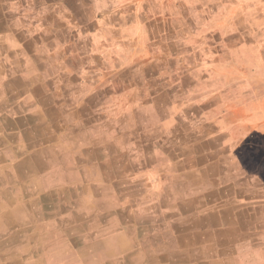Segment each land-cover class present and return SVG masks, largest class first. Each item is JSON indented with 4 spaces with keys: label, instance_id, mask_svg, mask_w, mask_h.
<instances>
[{
    "label": "crops",
    "instance_id": "0c3cea01",
    "mask_svg": "<svg viewBox=\"0 0 264 264\" xmlns=\"http://www.w3.org/2000/svg\"><path fill=\"white\" fill-rule=\"evenodd\" d=\"M122 9L107 15L120 28ZM32 21L0 17V176L15 172L0 180V264H264V174L233 148L241 141L226 134L230 117L219 129L217 105L174 103L163 87L149 98L147 69L126 68L135 58L107 53L104 42L92 48L71 37L61 54L38 56L42 34L27 30ZM63 84L80 98L70 115L76 152L59 151L52 130V92ZM120 95L126 101L105 110L113 136L98 133L100 122L91 124L84 111L101 96ZM205 122L214 123L211 133ZM20 146L23 152L7 149ZM49 152L56 166L41 170L35 159L48 160ZM22 160L31 161L25 175L10 167ZM13 186L21 200L11 206ZM105 192L108 200L97 198ZM20 206L27 216L9 220Z\"/></svg>",
    "mask_w": 264,
    "mask_h": 264
},
{
    "label": "rangeland",
    "instance_id": "374dc122",
    "mask_svg": "<svg viewBox=\"0 0 264 264\" xmlns=\"http://www.w3.org/2000/svg\"><path fill=\"white\" fill-rule=\"evenodd\" d=\"M107 1L112 3L107 9L94 10L92 4L96 0H0V17L5 15L8 22L23 16L36 20V25L32 21L26 27L42 34L36 40L43 44V48L39 46L43 52L35 53H40L38 56L61 54V46L68 40L71 42V37L91 47L104 42L109 47L107 53L116 50L120 55L135 58L126 68L147 69L153 85L147 93L149 98L156 95L157 88L163 87L174 103L202 104L209 108L217 105L221 109L216 112L219 129L220 125H226L224 117H230L228 131L222 129L238 137L237 142L241 141L233 148L242 147L240 155L248 166L264 174V0ZM52 8L62 15L55 16L50 11ZM119 8L126 10L122 25L127 26L122 28L113 25L107 17ZM50 14L52 26H48L52 21ZM49 28L53 31L47 32ZM53 32L57 34L54 39L50 36ZM119 45L133 48L127 53ZM65 83L71 85L69 81ZM65 85L61 93L56 89L52 92L55 111L51 114L55 120L51 124L54 138L62 141L58 150L76 152L73 141L79 132L73 128L76 120L70 115L79 109L80 98L74 100L68 95L66 91L71 88L67 86V90ZM120 97L112 100L111 96H101L89 111H84L91 124L100 122L101 129H95L100 130L98 133L113 136V129L104 126V116L108 115L105 110L126 101ZM130 98L134 100L135 96ZM206 114L202 112L203 117ZM203 127L211 133L215 125L205 122ZM80 162L74 161L75 166L82 165ZM73 196L78 195L75 192ZM97 198L108 200V193Z\"/></svg>",
    "mask_w": 264,
    "mask_h": 264
},
{
    "label": "bare ground",
    "instance_id": "6f19581e",
    "mask_svg": "<svg viewBox=\"0 0 264 264\" xmlns=\"http://www.w3.org/2000/svg\"><path fill=\"white\" fill-rule=\"evenodd\" d=\"M1 44V43H0ZM62 98V97H61ZM94 100V99H93ZM3 101V100H2ZM8 103V102H7ZM6 104V103H5ZM5 108V107H4ZM27 109V108H26ZM20 110V109H19ZM22 111V110H21ZM22 117V116H21ZM11 120H12V116H10L9 117ZM27 119V118H26ZM26 119H25V121H26ZM6 125H7V123H6ZM5 125V126H6ZM80 127V126H79ZM22 128V127H21ZM4 129V128H3ZM14 129V128H13ZM23 129H25V128H23ZM28 129V128H27ZM38 130V129H37ZM29 132L30 131H28L27 132V134L25 135V136H27V135H29ZM25 134V133H24ZM30 134H32L33 136L35 135V132L34 131H32ZM37 135V134H36ZM43 138H47L48 136H49V132L48 131H44L43 132ZM24 136V137H25ZM38 136V135H37ZM53 136V135H52ZM25 138H27V137H25ZM56 139V138H55ZM8 140V139H7ZM16 140V139H15ZM41 141V140H40ZM96 143V142H95ZM34 145V144H33ZM35 146V145H34ZM93 146V145H92ZM6 147H7V145H6ZM75 148V147H74ZM108 148V147H107ZM9 151H10V153L12 154V152H15V151H17V150H20V151H24V148L22 147V146H20V147H18L17 149H12V148H7ZM27 151H28V148L26 149ZM36 151V150H35ZM4 152H6V151H4ZM44 152H48V150L47 149H44V151L42 152V153H44ZM34 153V152H33ZM41 155H43V154H41ZM44 155H46V154H44ZM104 155V154H103ZM37 156V155H36ZM50 156V157H49ZM52 153H47V157H49V159L48 160H44L43 159V156L42 157H37V159H35L36 160V163H34V164H36V165H38L39 166V168L42 170H44V169H51V167H54V166H56V162H57V160H54L52 157ZM22 159V158H21ZM1 162H3V160L1 161ZM31 162V161H30ZM30 162L28 161V160H22V161H20V162H17L15 165L14 164H11L10 165V167H12V168H16L17 170H19L22 174H26L27 172H25L26 170H27V168H29L30 167ZM80 162V161H79ZM110 166V165H109ZM106 167H108V165H106ZM5 169H7V168H5ZM25 172V173H24ZM8 173H9V175H2V177L0 176V180H4L3 178H13L14 177V175H15V172L13 171V170H10V169H8ZM29 173V172H28ZM45 177V176H44ZM84 177V176H83ZM110 178V177H109ZM108 178V179H109ZM110 179H112V178H110ZM17 186H13V188L9 191V193H8V199H10V200H8V203L12 206V203H14L15 201L17 202V201H20L21 200V198H19V196H20V194H19V191L17 190V188H16ZM10 188V187H9ZM7 192L8 191H6L5 193L7 194ZM25 192V191H24ZM73 192V191H72ZM107 192H105V194H106ZM52 195V194H51ZM71 195V194H70ZM99 197V196H98ZM61 198V197H60ZM24 199V198H23ZM4 203H6V202H4ZM24 206V205H23ZM23 206H20V208H14V209H11V213H12V215L13 216H10L9 215V217H8V219L10 220V219H14V218H18L19 219V217H21V218H23L24 216H27L26 214H25V211H23V209H25V207H23ZM28 209V208H27ZM8 213V212H7ZM17 213V214H16ZM31 215L33 216L34 214H32L31 213ZM98 240V239H97ZM98 242V241H97ZM102 248V247H101ZM100 248V249H101ZM96 251V250H95Z\"/></svg>",
    "mask_w": 264,
    "mask_h": 264
}]
</instances>
